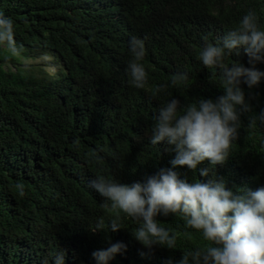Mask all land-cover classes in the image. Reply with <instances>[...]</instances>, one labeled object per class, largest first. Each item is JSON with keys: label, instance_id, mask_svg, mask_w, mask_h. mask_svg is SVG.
<instances>
[{"label": "trees", "instance_id": "16d2710c", "mask_svg": "<svg viewBox=\"0 0 264 264\" xmlns=\"http://www.w3.org/2000/svg\"><path fill=\"white\" fill-rule=\"evenodd\" d=\"M83 1L0 0L16 48L0 44V264H53L58 249L64 264H96L91 250L117 215L138 246L132 233L140 222L111 208L92 182L102 175L130 185L171 168L174 146L151 143L160 108L171 99L183 110L222 96V72L206 68L201 51L249 11L264 30V0H100L101 13L77 18L72 5ZM132 37L144 42V89L130 83ZM41 53L53 56L55 72L20 59ZM235 61L250 67L243 49L225 59L229 66ZM256 68L264 72V63ZM180 72L188 80L171 86ZM160 84L168 87L154 94ZM240 87L250 110L241 114L228 159L198 165L209 169L207 177L177 167L178 178H223L234 194L264 187V77L252 88ZM156 219L175 236L176 247L154 245L156 252L138 264H180L182 255L208 243L180 214ZM125 261L117 254L108 264Z\"/></svg>", "mask_w": 264, "mask_h": 264}, {"label": "clouds", "instance_id": "9594fccd", "mask_svg": "<svg viewBox=\"0 0 264 264\" xmlns=\"http://www.w3.org/2000/svg\"><path fill=\"white\" fill-rule=\"evenodd\" d=\"M72 8H77L74 13L77 18L89 12L101 13L100 0H84L80 6L72 5ZM92 42L93 38L86 46ZM0 44L16 51L13 23L2 13ZM72 46L78 50L83 47ZM241 49L248 57L250 67H244L238 61L227 65L226 57L239 56ZM129 51L132 57L128 64L130 83L144 89L148 84V73L141 63L145 56L144 42L132 37ZM40 55L53 58L44 53L37 57ZM30 58L23 57L22 61L27 64ZM199 58L206 68L221 70L224 94L215 101L200 99L183 107V110L177 99L169 100L160 108L154 117L156 122L151 143L166 142L174 146L175 157L170 161L172 167L161 168L143 182L130 185L102 175L92 182V187L110 202L111 208L140 222L132 233L138 246H132V238L124 228L126 224L121 226V217H114L110 226H106L104 239L91 250L96 264H108L117 254L125 255V264L142 263L148 254L156 252L154 245L175 249V236L160 227L156 218L176 214L185 219L188 227L201 232L208 242L203 248L182 255L180 264H190V261L191 264H264V187L234 194L226 189L223 178L189 183L178 178V173L173 170L186 166L192 172L199 171L200 176L207 177L209 169L198 168V165L205 160L211 165H222L228 159L233 141L238 137L241 114L250 110L240 84L243 82L252 88L264 77V72L256 68L258 63H264V30L260 29L256 14L252 11L245 14L237 28L220 37L216 44H207ZM188 78L187 72L176 73L171 86H180ZM167 87L166 84L157 85L154 94ZM260 116L264 119V114ZM15 187L18 195L23 197L24 186L18 183ZM64 260L65 253L58 249L54 253L53 264H64Z\"/></svg>", "mask_w": 264, "mask_h": 264}, {"label": "rangeland", "instance_id": "374dc122", "mask_svg": "<svg viewBox=\"0 0 264 264\" xmlns=\"http://www.w3.org/2000/svg\"><path fill=\"white\" fill-rule=\"evenodd\" d=\"M20 59L22 61L23 57H20ZM27 61H28L27 64H33V65H36V67H45L46 69H48L50 73H53L56 71V63H54L53 58H51L48 55H40L37 58L31 57Z\"/></svg>", "mask_w": 264, "mask_h": 264}]
</instances>
